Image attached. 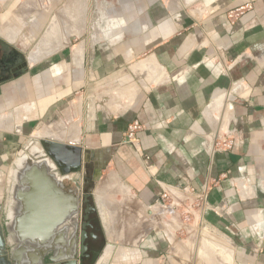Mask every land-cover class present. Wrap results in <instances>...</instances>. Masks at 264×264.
I'll list each match as a JSON object with an SVG mask.
<instances>
[{
  "label": "crops",
  "instance_id": "obj_1",
  "mask_svg": "<svg viewBox=\"0 0 264 264\" xmlns=\"http://www.w3.org/2000/svg\"><path fill=\"white\" fill-rule=\"evenodd\" d=\"M93 1L116 10L102 15L105 26L94 37L87 31L92 39L86 54H79L80 63L72 58L75 70H66L60 53L55 65L35 75V107L24 112L22 106L17 118L36 113L35 119L46 121L78 90L85 97L96 94L100 104H92L89 121L82 123L87 163L111 168L125 185L119 186L134 192L150 212L164 207L157 202L156 181L189 184L197 192L208 182L209 203L226 204L231 214L225 220L210 212L206 219L242 238V264H264V0H198L194 12L185 5L175 11L164 0ZM244 4L251 9L234 23L228 20L227 12ZM219 96L220 116L211 108ZM134 119L143 125L137 140L147 162L123 142ZM68 129L66 138L72 140L76 131ZM225 133L234 139L230 150L214 146ZM40 134L49 137L53 131ZM12 141L0 133V205L11 189L6 175ZM82 178L83 169L81 185ZM250 204L253 209L246 210ZM146 236L139 248L152 244ZM217 245L213 250L219 254L233 251Z\"/></svg>",
  "mask_w": 264,
  "mask_h": 264
},
{
  "label": "rangeland",
  "instance_id": "obj_2",
  "mask_svg": "<svg viewBox=\"0 0 264 264\" xmlns=\"http://www.w3.org/2000/svg\"><path fill=\"white\" fill-rule=\"evenodd\" d=\"M170 2H173L175 11L180 5H185L194 12L197 4L201 1L164 0L166 6ZM115 10L116 8L111 10L110 7L102 8L99 2H94L93 0H58V4H55L52 0H0V29L3 30L5 28L15 32V39L12 43H9L13 47L21 48L24 51L28 67L30 68L25 75L14 82L15 84L11 86V92L6 98H4L5 96L0 97V133H6L10 136L11 141L13 140L7 159L8 173L6 175V189L7 185H10L9 175L12 172V162L16 158L18 150L32 136L43 137L40 132L45 133L49 129L53 131V134L49 137L62 138V140L65 139L75 143L79 137V125L83 123L84 119V101L85 103L87 101L91 103V113L92 104L94 103V106L100 104L97 101L96 94L94 95L91 92L89 96L85 97L84 91L80 89L69 100L60 104L58 108H54V111L47 117L48 120L46 121H38V119H35L36 113H33L25 119L24 117L26 115L23 117L21 115L20 119L17 118V111L20 112L19 108L22 106L32 105L33 109L35 107L34 103L38 98L36 92L37 87L34 85V80H37L35 75L41 71L45 72L50 65H55L56 63L54 61L60 52L63 53L61 55L63 56L61 62H65L66 70H75L76 66L73 64L74 60L72 61V58L74 59V56L77 54H81V56L82 54H86L90 36L94 37V34L103 30L105 26L102 15H105V13L112 14ZM55 19L57 22L59 21L58 24L60 25L58 29L60 32H62L63 28L61 26L65 22L70 24L65 23L67 26L64 25L69 31L67 30L66 34L62 32L65 36L67 35L64 37L67 44L60 51L58 50L59 53H56L57 51L50 54L47 53L43 56L44 59L40 58L38 61L31 63L29 57L30 52L34 50L35 45L46 35L50 26L49 24H51L50 21L52 22ZM72 29L75 32L79 30V32L76 34ZM89 29L90 36L87 35ZM71 33H74V35H71ZM0 36L3 37L1 34ZM91 44L89 42V45ZM14 61V59H10V61L7 59L9 66H12ZM25 88L26 94L23 93ZM17 91H19V95ZM71 109L77 114L80 112V124L75 121L76 119L73 120V114L69 113ZM61 115L70 124L62 126L59 121ZM70 127H73L76 131L72 140L67 139L66 136H58L57 133L62 130L68 131ZM95 175L97 176V181L91 188V203L97 205L95 219L103 244L98 258L109 245L111 247L108 250L110 251L107 257L108 259L103 264H108L114 259L118 262L129 261L137 252V249L139 250L138 245L146 235L148 236H146L148 242L153 241L159 244V248L162 250L159 252V255L163 254V257L160 258L161 262L168 260L170 264H224L222 260L225 257L224 254H219L218 250H213V243L214 245L218 244L217 246L223 244L224 247H231L233 249L231 257L234 264H242L244 262L241 251L242 238L229 236L222 229L214 227L215 225L213 226L212 220L208 221L206 219V225L202 227L197 224L196 220L187 221L183 214V207H178L172 211L168 207L156 206L150 209L153 213L149 217L147 215V211H149L147 206L138 200L134 192L125 193L123 191L119 185L124 184L116 178L111 168L104 167L98 169L93 166L91 177ZM79 183L81 182L79 181ZM258 188L256 187L255 189L259 190ZM257 195L259 196L260 194ZM5 197H7L6 190ZM252 206L250 204L246 207V210L253 209ZM158 213H161V215H157ZM150 229L151 231H149ZM204 229L208 233L203 235ZM213 236L219 239V241L210 239Z\"/></svg>",
  "mask_w": 264,
  "mask_h": 264
},
{
  "label": "water",
  "instance_id": "obj_3",
  "mask_svg": "<svg viewBox=\"0 0 264 264\" xmlns=\"http://www.w3.org/2000/svg\"><path fill=\"white\" fill-rule=\"evenodd\" d=\"M231 99L232 96L230 95L228 100ZM90 105L91 103L87 101L84 114L86 122L91 116ZM69 113L73 114V120L76 119L75 121L80 124V112L77 114L71 109ZM59 121L62 126L70 124L62 115ZM79 128V137L75 143L62 140V138L32 136L18 150L16 158L12 162L13 170L18 168L15 160L20 155L27 153L28 157L24 158L25 164L17 171L15 180L11 174L9 175L10 186H13L15 181L14 190L7 192L9 197L7 196L4 203L0 205V264H72L67 263V259L72 257L75 252L76 231L69 248L47 258L49 248L45 243H37L36 241L38 237L34 229L36 222L35 207L38 201L60 198L63 193L59 176L65 177L88 162L89 153L84 151L81 145L82 133L86 131V127L83 130L82 124H80ZM232 128L233 123L229 122L228 129L231 130ZM67 132L62 130L57 134L62 137L66 136ZM78 189L76 196L70 197L73 203L74 227L77 225L81 205L87 203L89 197L84 188L79 187ZM9 198H13L17 202L14 220L6 216ZM88 207L92 210L97 209L96 204H94L95 208L93 206ZM148 214L150 215L151 212Z\"/></svg>",
  "mask_w": 264,
  "mask_h": 264
},
{
  "label": "flooded vegetation",
  "instance_id": "obj_4",
  "mask_svg": "<svg viewBox=\"0 0 264 264\" xmlns=\"http://www.w3.org/2000/svg\"><path fill=\"white\" fill-rule=\"evenodd\" d=\"M61 54L63 55L62 52ZM7 59L9 61L10 59L15 60L12 66H9ZM29 69L24 51L21 48L13 47L0 36V97L5 96L4 98H6L11 92V86L15 84L14 82L25 75ZM17 94L19 95V91H17ZM81 169H83L82 185L79 183ZM92 170L93 167L85 163L78 170L68 174L69 176H65L67 178L61 177L64 178L61 181L63 195L54 200L50 198L51 200L38 201L36 203V222L34 228L38 237L36 241L37 243H45L49 248L47 258L53 257L59 251L69 248L76 231L75 252L72 254V257L67 259V263L101 264L99 263L100 257L98 258V256L103 248V244L95 219L97 209L91 203V188L95 184L94 176L91 177ZM79 187L84 188L89 197L87 203L81 205L77 225L74 227L73 203L70 197L76 196ZM88 206H93L95 209L92 210ZM151 243L150 245L144 243L139 250L137 249V252L129 261L118 262L114 259L108 264H142L145 260H149L151 264H170L168 260L160 261L163 254L159 255V252L162 250L159 248V244L153 241Z\"/></svg>",
  "mask_w": 264,
  "mask_h": 264
},
{
  "label": "built area",
  "instance_id": "obj_5",
  "mask_svg": "<svg viewBox=\"0 0 264 264\" xmlns=\"http://www.w3.org/2000/svg\"><path fill=\"white\" fill-rule=\"evenodd\" d=\"M250 4H244L227 12V18L231 22H235L245 11L250 10ZM143 128V125L136 119L132 120L124 133L123 142L131 147V149L141 158L148 161L139 146L137 133ZM222 138V139H221ZM218 140V141H216ZM214 146L219 148L222 146L225 150H230L234 145V139L228 133L216 138ZM214 147V148H215ZM209 181V180H208ZM160 188L158 204L170 208L172 211L178 207H183L185 219L187 221L196 220L199 226L206 225V216L212 212L226 220L231 214L230 208L226 204L212 205L208 201L209 186L208 182L197 192L189 184H170L156 181Z\"/></svg>",
  "mask_w": 264,
  "mask_h": 264
},
{
  "label": "bare ground",
  "instance_id": "obj_6",
  "mask_svg": "<svg viewBox=\"0 0 264 264\" xmlns=\"http://www.w3.org/2000/svg\"><path fill=\"white\" fill-rule=\"evenodd\" d=\"M74 1H76V0H74ZM191 1V0H190ZM69 2V1H68ZM72 3V2H71ZM27 4V3H26ZM173 2H170V6L172 7V9H174V7H173ZM69 17H71V16H69ZM57 18V17H56ZM61 19V18H60ZM70 21H71V18H70ZM69 21V22H70ZM50 23L51 24H49L50 26H49V28H48V31L46 32V35L44 36V38L42 39V40H40L39 41V43H37L36 45H35V47H34V50H32L31 52H30V55H29V57H30V60H31V63H34L35 61H38V59H40V58H43V56L44 55H46L47 53H53V52H55V51H58V50H60L61 48H63L66 44H67V41L65 40V38L64 37H66L65 36V34H66V32H67V30L69 31V29H67V27H65V23H68V22H65L64 24H63V26H61L60 28L62 29V32L63 33H65V34H63L62 32H60L59 31V25L60 24H58L59 23V21L57 22V20L55 19V20H53L52 22L50 21ZM61 23V22H60ZM70 23H72V22H70ZM69 24V23H68ZM70 25V24H69ZM72 25H74V24H72ZM67 26V25H66ZM73 27V26H72ZM69 28H71V26H69ZM75 28H76V26H75ZM5 29V28H4ZM2 30V29H0V34L5 38V40H7L8 42H11L12 43V41L15 39V32L14 31H10V30H7V29H5V30ZM73 30V32H75V30L74 29H72ZM71 30V31H72ZM70 31V32H71ZM77 32H79V30L77 31ZM77 32H75L76 34H77ZM43 34V33H42ZM74 35V33H71V35ZM70 36V35H69ZM76 36V35H75ZM70 39V38H69ZM83 55V54H82ZM77 56V57H76ZM75 57H76V59H77V61H79V63H80V59H81V56L79 55V54H77ZM223 102H222V97L221 96H219V97H216V98H214L213 99V101L211 102V108L213 109V111L215 112V113H218V116H220V112H222V107H220V106H223V105H221ZM32 109V106L31 105H27V106H24V109H22L24 112H28V111H30ZM216 116V115H215ZM218 116H216V117H218ZM222 116V115H221ZM219 118V117H218ZM50 132V130L48 129V131H46V133H49ZM44 137V136H43ZM25 157H28V154L27 153H23L22 155H20L19 157H18V159H16L17 161H16V164L18 165V168H14V170H13V168H12V172H11V175H12V177L14 178V180H15V178H16V173H17V171L21 168V167H23V165L25 164L24 163V158ZM49 166L51 167V163L49 162ZM60 178H61V176H59ZM65 178H67V177H65ZM64 178H61V181L63 180ZM12 184H13V182H12ZM14 185H15V181H14V184H13V186H12V188L10 189L11 191H13L14 190ZM128 189L127 188H124L123 189V191H127ZM127 193H128V191H127ZM10 199V198H9ZM8 199V203H7V209H6V211H7V216H8V214H9V217L8 218H10L11 220H14L15 218H16V200H14L13 198H11L10 200ZM11 214V215H10ZM202 230V229H201ZM203 232V231H202ZM204 233H205V231H204ZM201 234V233H200ZM199 235V234H198ZM210 235V234H209ZM205 237V236H204ZM203 237V238H204ZM212 237V236H211ZM203 238H201V239H203ZM210 239H213V238H210ZM209 239V240H210ZM207 240V239H206ZM202 241V240H201ZM137 242V241H136ZM205 244V243H204ZM210 245V244H209ZM213 246H215V245H213ZM109 248H111L110 247V245L107 247V249H105L104 251H103V253L101 254V256H100V258H99V261L100 260H102V261H100L99 263H101V262H105L106 260H107V257H108V255H109V252L110 251H108L109 250ZM211 248V247H210ZM224 249V248H223ZM203 250V249H202ZM214 250H216V249H214ZM220 250H222V249H219V251ZM205 251V250H204ZM213 251V250H212ZM229 251H231V250H229ZM225 252L226 254H224V256L226 255L227 257H228V259H229V261H227V262H229V264H234V262H233V260H232V257H231V255H232V252H231V254H229L230 252ZM196 252V251H195ZM211 252V251H210ZM200 253V252H199ZM201 254H202V252H201ZM200 254V255H201ZM225 256V257H226ZM220 257V256H219ZM226 257V258H227ZM224 258V257H223ZM225 258V259H226ZM206 259H207V257H206ZM224 259V260H225ZM210 263V262H209ZM102 264V263H101Z\"/></svg>",
  "mask_w": 264,
  "mask_h": 264
}]
</instances>
